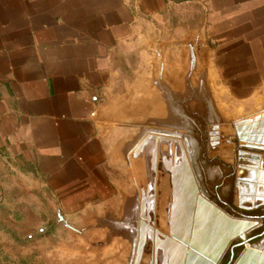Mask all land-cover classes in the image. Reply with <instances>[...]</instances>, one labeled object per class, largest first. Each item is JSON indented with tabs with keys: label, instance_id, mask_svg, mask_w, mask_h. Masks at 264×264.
I'll list each match as a JSON object with an SVG mask.
<instances>
[{
	"label": "crops",
	"instance_id": "crops-1",
	"mask_svg": "<svg viewBox=\"0 0 264 264\" xmlns=\"http://www.w3.org/2000/svg\"><path fill=\"white\" fill-rule=\"evenodd\" d=\"M204 96L224 128L264 113V0H0V236L121 193L167 195L169 215H188L184 107ZM221 132L213 153L233 143ZM130 151L164 157L150 171L172 173L169 187L140 192L130 170L134 189L121 187L116 157ZM225 160L238 210L264 202V152Z\"/></svg>",
	"mask_w": 264,
	"mask_h": 264
},
{
	"label": "rangeland",
	"instance_id": "rangeland-1",
	"mask_svg": "<svg viewBox=\"0 0 264 264\" xmlns=\"http://www.w3.org/2000/svg\"><path fill=\"white\" fill-rule=\"evenodd\" d=\"M219 32L210 38L219 41L223 51V30ZM225 48L229 45L226 44ZM186 102L181 145L187 153L183 160L188 164V172L184 171L182 178L185 188H188L186 194H189L185 207L188 211L194 210V215H177L176 219V215L169 217L167 202L170 197L160 194L155 201L149 198L150 202L143 204L137 203L138 195L132 197L135 202L126 203L121 193L119 203H90L81 211L66 215H57L58 209L53 215L50 208V215H39L37 219L17 225L8 224L7 232L0 236V260L8 264H196L195 256L198 255L202 264H225L230 245L240 237L228 235L221 238L220 230L232 228V224L245 220L234 211L238 208L231 197L233 180L225 177V171L229 169L225 159L229 154L210 150L213 117L206 96L187 99ZM222 126L219 125L218 130H224L225 134L235 133V124L231 128ZM176 145L169 142L168 150L176 151ZM162 158L147 156L142 162L131 151L116 157L120 168L115 170L114 179L121 187L134 189L133 181L129 179L130 170L132 174L136 173V188L140 192L150 183L157 185L159 190L161 185L169 187L172 173L150 171L155 168L156 161L157 167H161ZM173 158L168 157V163L171 164L175 160ZM179 162L184 164L181 159ZM226 186L228 189L225 192ZM190 189L194 190V194ZM173 200L172 208L175 209L177 198ZM243 213L264 215V209ZM256 222L259 225L250 235L264 230V217ZM262 233L261 237L252 241L253 244L264 237V231ZM196 234L198 243L203 247L193 244L192 235ZM173 241L174 248H170ZM177 243L181 246L175 245ZM210 245L215 246L212 255L206 250ZM242 249L237 250L235 258ZM263 253L260 252L259 257L263 256L264 263ZM188 255H192L190 262L185 261Z\"/></svg>",
	"mask_w": 264,
	"mask_h": 264
},
{
	"label": "water",
	"instance_id": "water-1",
	"mask_svg": "<svg viewBox=\"0 0 264 264\" xmlns=\"http://www.w3.org/2000/svg\"><path fill=\"white\" fill-rule=\"evenodd\" d=\"M213 130L210 136V149L215 148L217 146L216 141L219 136H217L216 132L219 129V125L213 124L210 126ZM247 129L250 130L249 134H246V132L243 130ZM235 133L233 134V143L228 148H224L222 153L225 154H231L233 151L236 152L237 155H245V151H259L264 152V113L261 116H256L253 118L251 122H247L244 124H235L234 126ZM243 141L244 145L240 144L239 142ZM217 150V149H216ZM220 154V151L218 152ZM185 168H187V165L185 163ZM183 164V172H188V168L185 169ZM183 174V173H182ZM189 174V173H187ZM183 181V178H182ZM192 193L194 190H191ZM185 192H188V188H185ZM189 195V194H188ZM264 205V202L258 203L250 208V210L257 209L259 207H262ZM239 214L241 219H244V222L240 223H234L232 224V228H227L228 233L225 236L230 235L232 238L239 236L240 239L236 241L235 243H232L229 247V250L231 252V257L229 261L226 264H264L262 262L263 256L259 257V249L256 248L252 241L258 237H261L263 233L260 234H253L250 235V232L256 228L257 226V219H261L264 217V215H254V214H247L243 213L241 211L234 210ZM192 212L194 210H189L188 215H192ZM194 215V214H193ZM61 218V217H60ZM247 222H250L247 224ZM70 228H73L69 225ZM225 229V228H224ZM222 231V230H221ZM242 248V251L239 255H237L236 258H233L235 254L236 248ZM211 262V261H210Z\"/></svg>",
	"mask_w": 264,
	"mask_h": 264
},
{
	"label": "bare ground",
	"instance_id": "bare-ground-1",
	"mask_svg": "<svg viewBox=\"0 0 264 264\" xmlns=\"http://www.w3.org/2000/svg\"><path fill=\"white\" fill-rule=\"evenodd\" d=\"M261 116V115H260ZM223 127V126H222ZM221 128V127H220ZM220 130H222V129H220ZM228 130H230V129H228ZM233 130V129H232ZM232 133V132H231ZM250 133V130H248V133H246V134H249ZM221 137V139H222V141L223 140H225V139H227L228 138V134H225L224 133V130L222 131V133L221 134H219ZM217 141V140H216ZM217 144H218V142H217ZM222 144V143H221ZM227 143H225V145H226ZM224 145V144H223ZM229 145H230V143H229ZM244 145V144H243ZM222 146V145H221ZM226 147H228V146H226ZM217 148V147H216ZM220 149V148H219ZM183 154L184 155H187V153H186V150L184 149V146H183ZM183 155V156H184ZM183 162H184V160H183ZM189 162V161H188ZM183 164V163H182ZM184 164H185V162H184ZM188 165V164H187ZM189 167H190V164H189ZM193 177H194V175H193ZM195 181V180H194ZM197 186V185H196ZM191 190V189H190ZM194 194V193H193ZM192 198V197H191ZM193 199V198H192ZM209 201V200H208ZM170 202H171V200H170ZM173 203V202H172ZM170 206V205H169ZM177 209V208H176ZM172 212V211H171ZM176 212V211H175ZM170 213V212H169ZM177 213V212H176ZM175 213V214H176ZM172 214V213H171ZM170 214V215H171ZM168 216H169V214H168ZM170 217V216H169ZM168 217V218H169ZM173 218V217H172ZM177 218V215H176V217H175V219ZM167 221H170L169 219H167ZM257 224H258V222H257ZM172 226V225H171ZM182 226V225H181ZM182 229V228H181ZM174 233L176 234L177 232H175L174 231ZM193 233V232H192ZM214 233V232H213ZM228 233V229L227 228H225V229H222V231L220 230V237L221 238H223L226 234ZM171 234H173L172 232H171ZM187 234V233H186ZM177 235V234H176ZM180 236V235H179ZM172 237H174V236H171V238ZM184 237V236H183ZM192 237H193V244L195 245V246H200V247H203V245H200L199 243H198V241H197V234L196 235H192ZM174 239H175V237H174ZM190 240V239H189ZM174 241L172 242V244L170 245V248H174L173 246H174ZM175 245H177V246H181V244H179V243H177V244H175ZM172 246V247H171ZM214 247L215 246H212V245H210V246H208L207 247V249L206 250H208V252L210 253L209 255H212L213 254V252H214ZM256 248H258V247H256ZM259 249V251L260 252H262L263 250H261L260 248H258ZM264 252V251H263ZM173 253H175V251H173ZM191 253V252H190ZM264 254V253H263ZM202 255V254H201ZM190 256H192V255H188V257H187V259L185 258V261H188V262H190L191 261V258H189ZM203 256V255H202ZM208 256V255H207ZM204 257V256H203ZM206 257V256H205ZM204 257V258H205ZM200 258V256H198V255H196L195 256V262L197 261V263L196 264H202L201 262H199L198 261V259ZM180 261H181V259H180Z\"/></svg>",
	"mask_w": 264,
	"mask_h": 264
},
{
	"label": "flooded vegetation",
	"instance_id": "flooded-vegetation-1",
	"mask_svg": "<svg viewBox=\"0 0 264 264\" xmlns=\"http://www.w3.org/2000/svg\"><path fill=\"white\" fill-rule=\"evenodd\" d=\"M264 230L262 229L260 232H258L257 234H260V233H262ZM239 248H236L235 249V254L237 253V250H238ZM235 254H234V256H233V258H235ZM230 257H231V252L229 251V258H228V260L226 261V263L229 261V259H230ZM225 263V264H226Z\"/></svg>",
	"mask_w": 264,
	"mask_h": 264
}]
</instances>
